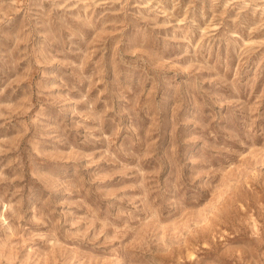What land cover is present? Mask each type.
<instances>
[{
	"label": "rangeland",
	"instance_id": "obj_1",
	"mask_svg": "<svg viewBox=\"0 0 264 264\" xmlns=\"http://www.w3.org/2000/svg\"><path fill=\"white\" fill-rule=\"evenodd\" d=\"M0 264H264V0H0Z\"/></svg>",
	"mask_w": 264,
	"mask_h": 264
}]
</instances>
